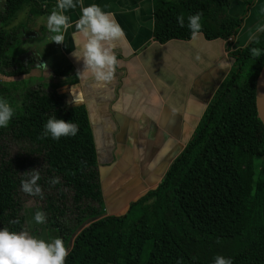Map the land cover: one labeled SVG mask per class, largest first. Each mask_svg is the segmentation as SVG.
Segmentation results:
<instances>
[{"label": "trees", "instance_id": "16d2710c", "mask_svg": "<svg viewBox=\"0 0 264 264\" xmlns=\"http://www.w3.org/2000/svg\"><path fill=\"white\" fill-rule=\"evenodd\" d=\"M229 1L151 0L152 41L188 40L193 35L188 17L199 12L198 34L223 41L231 65L160 183L123 212L104 215L96 163L85 151L90 133L84 107L67 105L50 84L26 85L21 77L40 61L30 53H9L21 31L55 5L44 9L36 0H0V77L17 78L0 80V98L14 109L8 126L0 128V229L27 231L21 181L35 167L44 193L37 197L47 217L43 225L71 250L65 264H214L218 255L232 264H264V128L254 107L264 55L256 59L250 51L264 49V32L255 36L258 43L252 39L230 51L253 0H243L237 18L227 12ZM25 9L24 21L9 27ZM44 34L53 43V34ZM50 71L62 76L67 70ZM53 117L70 118L79 126L77 134L39 138ZM52 178L59 183L51 184Z\"/></svg>", "mask_w": 264, "mask_h": 264}, {"label": "crops", "instance_id": "0c3cea01", "mask_svg": "<svg viewBox=\"0 0 264 264\" xmlns=\"http://www.w3.org/2000/svg\"><path fill=\"white\" fill-rule=\"evenodd\" d=\"M36 1L44 9L57 4V0ZM90 4L111 12L126 34L114 49L119 61L114 81L103 88L93 87L92 74L79 60L84 41L76 37L74 45L71 37L81 14L79 6L66 13L73 27L67 30L63 44L49 43L44 34L49 15L34 19L32 24L36 20L42 23L35 32L40 37L43 34V40L35 36L37 41L27 51L40 61L28 75L43 79L50 69L67 70L62 76L52 75L53 80L46 84L67 105L84 107L90 133L85 151L96 163L103 214L117 215L160 183L191 138L231 63L223 41L205 40L198 33L185 41H152L151 0H83V6ZM243 6V0H230L227 12L237 18ZM262 7L264 0H253L230 51L244 47L259 33L257 26L264 25ZM54 9L48 7L50 13ZM23 11L25 15L27 10ZM222 61L226 68H221ZM29 233L49 242L54 239L45 227Z\"/></svg>", "mask_w": 264, "mask_h": 264}, {"label": "clouds", "instance_id": "9594fccd", "mask_svg": "<svg viewBox=\"0 0 264 264\" xmlns=\"http://www.w3.org/2000/svg\"><path fill=\"white\" fill-rule=\"evenodd\" d=\"M78 6L81 14L74 24L75 33L71 37L74 45L76 37L84 41L80 49L82 57L79 60L83 61L84 69L92 74L93 87L103 88L115 79L119 61L114 49L120 41L126 39V34L114 15L100 5L83 6V0H57L55 9L47 18V28L53 34L51 42H65L67 30L73 27L70 16L66 13ZM260 11L264 14V7ZM201 19L202 13L199 12L188 17L187 26L194 35L202 28ZM177 23L180 27L185 26L183 15L177 16ZM256 31L264 32V25L257 26ZM253 39L256 43L259 42L258 38ZM250 51L251 56L256 59L264 55V49L257 47ZM220 66L223 69L227 64L222 61ZM41 67L47 68V63H42ZM13 116L12 106L7 100L0 98V128L7 127ZM78 130V124L53 117L47 120L39 138L51 136L52 139L59 140L61 137L75 136ZM27 173L28 178L21 181V190L29 196L43 199L44 193L38 183L41 179L39 170L33 169ZM49 182L54 185L59 180L52 178ZM46 219L45 212L37 210L34 213L33 220L36 224H43ZM70 251L60 238L49 242L28 231H10L7 227L0 229V264H65ZM177 264H181V261L178 260ZM214 264H232V259L218 255L214 258Z\"/></svg>", "mask_w": 264, "mask_h": 264}, {"label": "rangeland", "instance_id": "374dc122", "mask_svg": "<svg viewBox=\"0 0 264 264\" xmlns=\"http://www.w3.org/2000/svg\"><path fill=\"white\" fill-rule=\"evenodd\" d=\"M0 6H1V4H0ZM23 12L21 14H19L16 17V19L13 20L9 24V27H13L14 28V26H16L18 23H21V22L24 21L26 14L24 15ZM36 21H35L36 23L34 22V24H28L27 25V28L24 29L26 31L25 33L22 32L23 30L21 31L19 43L16 44L15 46H13L9 50V53L11 55L21 57L22 55H24L25 53H27L28 49H30L31 46L34 45L35 41H37V40H39V41L43 40V34H41L42 36L40 37V33L39 34H36V32H35V31H38V29H40V24H42V23H40L38 20H36ZM29 28H30V30H29ZM24 34H27L28 37H24ZM35 36H37V40H36ZM44 76H46V77H44L43 79H42V77H35L33 75L23 76L21 78H22V82H25L26 85L35 87L38 84H41L42 85V83H46V82H49V81L53 80L52 77H51L52 74L49 73V72L48 73H44ZM0 80H7V81H9V80H17V78H14V79L13 78L12 79L11 78L10 79H6L4 77H0ZM10 93L11 94H14L13 91H10ZM67 121H70V118H67ZM13 152H14V149L12 148V152L11 153L13 154ZM34 168L35 167H33L32 169H34ZM25 179H27V178H25ZM21 194H22V196H21ZM20 196L23 197V199L21 201V206H22L23 217L25 219V227H26V230H28L29 232L36 231L38 229V226L43 229L44 227L42 226V224H36L34 222V220H33L34 213L37 210H41L40 209L41 208L40 200L37 199V197H35V196H29V197H26L25 198L23 192L20 193ZM53 238L55 239V236H53Z\"/></svg>", "mask_w": 264, "mask_h": 264}, {"label": "water", "instance_id": "95a60500", "mask_svg": "<svg viewBox=\"0 0 264 264\" xmlns=\"http://www.w3.org/2000/svg\"><path fill=\"white\" fill-rule=\"evenodd\" d=\"M254 107L257 119L264 128V63L255 79Z\"/></svg>", "mask_w": 264, "mask_h": 264}]
</instances>
